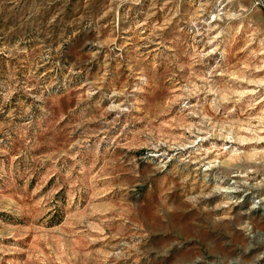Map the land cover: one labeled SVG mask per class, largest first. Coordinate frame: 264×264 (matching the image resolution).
<instances>
[{"label":"rangeland","instance_id":"1","mask_svg":"<svg viewBox=\"0 0 264 264\" xmlns=\"http://www.w3.org/2000/svg\"><path fill=\"white\" fill-rule=\"evenodd\" d=\"M0 264H264V0H0Z\"/></svg>","mask_w":264,"mask_h":264}]
</instances>
